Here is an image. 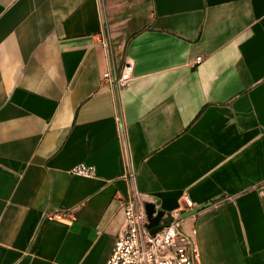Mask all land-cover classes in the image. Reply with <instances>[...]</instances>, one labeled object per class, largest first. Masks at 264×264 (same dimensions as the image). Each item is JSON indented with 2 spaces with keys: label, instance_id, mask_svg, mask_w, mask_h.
<instances>
[{
  "label": "crops",
  "instance_id": "0c3cea01",
  "mask_svg": "<svg viewBox=\"0 0 264 264\" xmlns=\"http://www.w3.org/2000/svg\"><path fill=\"white\" fill-rule=\"evenodd\" d=\"M129 174L264 264V0H0V264H107Z\"/></svg>",
  "mask_w": 264,
  "mask_h": 264
},
{
  "label": "built area",
  "instance_id": "2783aa9c",
  "mask_svg": "<svg viewBox=\"0 0 264 264\" xmlns=\"http://www.w3.org/2000/svg\"><path fill=\"white\" fill-rule=\"evenodd\" d=\"M198 63L202 58H198ZM133 65L127 64L119 79L121 84H126L132 78ZM106 78L111 80L110 74ZM71 174L92 178L96 169L87 164H78L71 170ZM129 198L124 202L125 211L124 230L116 242L115 249L107 264H199L200 248L197 240V230L183 231L181 215L172 213V222L167 225L168 214H165L159 226L163 229L156 235L151 233L150 218L146 206L149 204L136 190L134 175H128ZM185 212L193 210L194 206L188 199ZM159 210L156 208L158 215Z\"/></svg>",
  "mask_w": 264,
  "mask_h": 264
},
{
  "label": "water",
  "instance_id": "95a60500",
  "mask_svg": "<svg viewBox=\"0 0 264 264\" xmlns=\"http://www.w3.org/2000/svg\"><path fill=\"white\" fill-rule=\"evenodd\" d=\"M211 206H212V204H206V205H203L199 208H194L190 212H184L181 215V218L183 220H188V219L196 216L200 211L207 209ZM146 210H147L148 216L150 218L149 228L151 229V233L153 235H156L163 229V226H159V224L161 223V221H162V219L166 213L159 211L158 215L156 217H153V215L156 213V206L154 204H150V203L147 204ZM171 222H172V219L170 217V214H168L167 225H169Z\"/></svg>",
  "mask_w": 264,
  "mask_h": 264
},
{
  "label": "rangeland",
  "instance_id": "374dc122",
  "mask_svg": "<svg viewBox=\"0 0 264 264\" xmlns=\"http://www.w3.org/2000/svg\"><path fill=\"white\" fill-rule=\"evenodd\" d=\"M185 229H186V228H185V225H184V226H183V231H184V232H189L188 229H186V230H185Z\"/></svg>",
  "mask_w": 264,
  "mask_h": 264
}]
</instances>
